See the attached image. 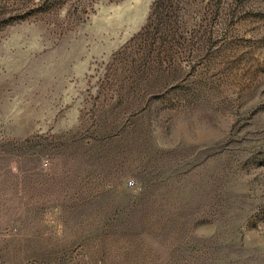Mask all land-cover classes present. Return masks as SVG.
<instances>
[{
    "label": "rangeland",
    "instance_id": "obj_1",
    "mask_svg": "<svg viewBox=\"0 0 264 264\" xmlns=\"http://www.w3.org/2000/svg\"><path fill=\"white\" fill-rule=\"evenodd\" d=\"M0 0V264H264V0Z\"/></svg>",
    "mask_w": 264,
    "mask_h": 264
},
{
    "label": "trees",
    "instance_id": "obj_2",
    "mask_svg": "<svg viewBox=\"0 0 264 264\" xmlns=\"http://www.w3.org/2000/svg\"><path fill=\"white\" fill-rule=\"evenodd\" d=\"M161 3V0H156L155 6H158Z\"/></svg>",
    "mask_w": 264,
    "mask_h": 264
}]
</instances>
